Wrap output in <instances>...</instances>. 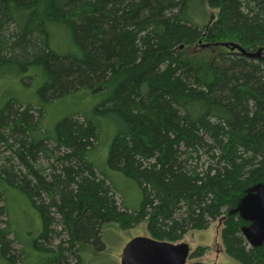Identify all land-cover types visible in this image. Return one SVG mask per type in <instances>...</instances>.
I'll list each match as a JSON object with an SVG mask.
<instances>
[{"label": "trees", "instance_id": "1", "mask_svg": "<svg viewBox=\"0 0 264 264\" xmlns=\"http://www.w3.org/2000/svg\"><path fill=\"white\" fill-rule=\"evenodd\" d=\"M50 22L70 30L79 53L51 47ZM35 77L37 104L10 97L0 108L9 151L0 164V264H84V246L105 247V224L144 220L151 237L174 243L219 221L229 257L264 264V242L244 237L251 221L241 209L264 183V0H0V87ZM88 87L106 94L100 105L126 126L108 162L141 188L139 209L118 201L89 157L98 123L75 113L53 136L42 127L45 101ZM14 189L40 226L31 214L26 229L14 219Z\"/></svg>", "mask_w": 264, "mask_h": 264}, {"label": "rangeland", "instance_id": "2", "mask_svg": "<svg viewBox=\"0 0 264 264\" xmlns=\"http://www.w3.org/2000/svg\"><path fill=\"white\" fill-rule=\"evenodd\" d=\"M212 11H214L215 15L218 13L217 9ZM49 30L51 34L50 44L56 52L60 54L79 53L72 40L70 30L64 24L50 22ZM28 73H34V71L31 70ZM41 86L42 80L40 77L27 81L16 78L5 82L0 87V108L10 97H17L22 102L32 101L33 104H37L41 100L37 93ZM105 97L106 94L96 93L92 88L88 87L53 101H45L42 127L48 135L53 136L57 122L75 113L84 114L92 121L98 123L100 129L99 143L91 150L89 157L97 168L102 170L112 182L118 201L122 200L124 206L130 210H136L140 208L143 197L141 188L134 180L124 175L108 162L113 138L117 133L124 131L126 126L115 114L100 105ZM8 154L9 151L5 145L0 144V164ZM42 163L48 166V161L45 158H42ZM7 195L12 206L17 207L15 213H12L14 219H18V222L20 221V227L28 228L31 223L29 214L33 216L34 220L33 209L29 210L27 205L22 204L23 194L21 195L15 189L10 190ZM1 202L2 200H0V204ZM2 218L6 219V217ZM34 223L36 226H40L41 221L38 216L37 221L34 220ZM147 226V220L129 229H121L117 222L105 224L102 229V240L105 247L98 249L94 245L84 246L81 250L84 264H121L123 249L132 238L137 236L150 237ZM220 230L219 221L213 222L206 230H190L178 243L187 242L191 247V252L198 250L200 246L206 247V250L203 254L190 256L187 263L241 264L225 253ZM58 241L59 239H56L54 243L56 244ZM17 247L20 248V245H17Z\"/></svg>", "mask_w": 264, "mask_h": 264}, {"label": "water", "instance_id": "3", "mask_svg": "<svg viewBox=\"0 0 264 264\" xmlns=\"http://www.w3.org/2000/svg\"><path fill=\"white\" fill-rule=\"evenodd\" d=\"M247 56L255 57V52L247 51L239 43H224ZM242 214L251 224L242 228L244 237L252 245L264 242V183H258L246 194L242 201ZM191 247L187 242L174 243L153 237L132 238L123 249L121 264H213L204 262L187 263Z\"/></svg>", "mask_w": 264, "mask_h": 264}]
</instances>
